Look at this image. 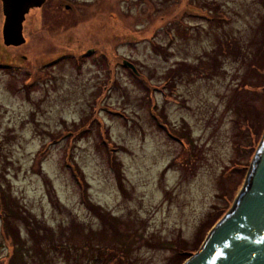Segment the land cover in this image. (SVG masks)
Returning <instances> with one entry per match:
<instances>
[{
    "label": "rangeland",
    "instance_id": "obj_1",
    "mask_svg": "<svg viewBox=\"0 0 264 264\" xmlns=\"http://www.w3.org/2000/svg\"><path fill=\"white\" fill-rule=\"evenodd\" d=\"M40 11L19 47L3 45L0 11V189L43 235L71 217L96 239L74 231L77 252L62 256L15 225L26 264H174L172 250L192 251L232 206L263 135L264 0H50ZM82 191L126 239L99 241ZM2 239L0 222L8 264Z\"/></svg>",
    "mask_w": 264,
    "mask_h": 264
},
{
    "label": "water",
    "instance_id": "obj_2",
    "mask_svg": "<svg viewBox=\"0 0 264 264\" xmlns=\"http://www.w3.org/2000/svg\"><path fill=\"white\" fill-rule=\"evenodd\" d=\"M0 2L2 43L19 47L25 43V16L30 10L41 8L45 0ZM122 64L137 75L131 63ZM182 264H264V132L232 206Z\"/></svg>",
    "mask_w": 264,
    "mask_h": 264
},
{
    "label": "trees",
    "instance_id": "obj_3",
    "mask_svg": "<svg viewBox=\"0 0 264 264\" xmlns=\"http://www.w3.org/2000/svg\"><path fill=\"white\" fill-rule=\"evenodd\" d=\"M63 60V59H62ZM6 66H2L0 64V68H3ZM189 67H187L188 69ZM141 81V80H140ZM138 82V81H137ZM144 90V89H143ZM264 127V124L261 126L260 131H262ZM168 133H170L169 131H167ZM173 133V131H172ZM171 134V133H170ZM174 134V133H173ZM178 137V136H177ZM180 139V138H179ZM179 143H181L183 146L184 144V140L181 139L179 140ZM111 166H114V162H111ZM65 167L70 169V164L68 165V163H65ZM74 167V166H73ZM71 168V174H72V178L74 179L76 184H79V178L76 177V175H74L73 173H75V169ZM113 168V167H111ZM241 169H234V168H230L228 171H230V173L237 172ZM247 172V169H244V176ZM46 182L47 180L44 179ZM120 185V188L122 186V183L119 181L118 182ZM2 187V186H1ZM82 203L85 204L86 210H88L89 212H91L96 218L97 220H99L100 222L103 223V226L100 227L99 232L96 234L98 236L99 241H109L108 240V236L109 234L114 233L112 236H117L119 237H123V239H126V237H124V235L121 234H115L116 233V228H115V221L116 218L112 217V216H108L106 217V214H103L104 216L100 215L99 211L97 210V206L94 205V203H92L91 201H88V199L85 200V198H83V196H85V191H82ZM49 196L50 199V203L54 206V207H60L59 202L52 196V194H47ZM105 217V218H104ZM219 219H216V221L208 223V225L206 226L204 232H207L208 230L211 229V227H213ZM0 222H1V227H2V232H3V239L2 241H6L9 244H11L12 246V254L9 257V262L8 264H26L25 259L26 258H31L30 256H28L30 254V252H28V249L25 247V243L23 238H21L15 228V225H21L25 232H26V237L27 240H29V242L32 244L33 243V239L35 237L37 238H41L43 239L45 242H47V244L51 245V248L59 253V254H63L62 256H68L72 253L77 252V249L74 248L71 244L69 243V240L71 237H73V232L74 231H78V234L76 237H79V239H82L84 241L90 242L92 241V239H96L95 235L92 234L91 231H86L83 232L81 229V224L76 223L74 219H72L70 217V224H68L65 228L66 231L69 232V234H65L64 231H62V227L61 230L59 231V236H56L54 233L56 230L54 229H50V232L46 233L45 235H43V231H49L47 229L49 228H43L42 226V222H40L38 219L34 218L33 216H31L30 214H27L24 210H22L21 208H19V206L17 205V201L13 198L10 197V195L3 191L2 189H0ZM41 228V229H39ZM81 231V232H80ZM47 234H49V236H47ZM56 237H59V242H56ZM62 239H65V243H60L62 241ZM22 240V241H21ZM204 240V239H203ZM201 240L194 248L192 251L190 252H179L176 253L172 250L173 252V257L172 259L175 260L174 264H182L186 259H188L191 255H193L200 247L202 241ZM24 246V249H23ZM108 249H106L107 251ZM26 257V258H25ZM42 257L45 258V262L42 264H48L47 263V259H46V254H43ZM116 260L110 258V259H102L100 256H96L93 260H92V264H116Z\"/></svg>",
    "mask_w": 264,
    "mask_h": 264
},
{
    "label": "flooded vegetation",
    "instance_id": "obj_4",
    "mask_svg": "<svg viewBox=\"0 0 264 264\" xmlns=\"http://www.w3.org/2000/svg\"><path fill=\"white\" fill-rule=\"evenodd\" d=\"M49 1L50 0H45V3L42 5V7L41 8H39V9H34V10H42V9H44V6L45 5H47L48 3H49ZM0 8H1V2H0ZM65 9H66V7H65ZM69 9V8H68ZM67 10V9H66ZM1 11V10H0ZM41 12V11H40ZM1 15H2V11H1ZM2 18H3V15H2Z\"/></svg>",
    "mask_w": 264,
    "mask_h": 264
}]
</instances>
